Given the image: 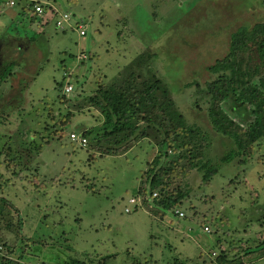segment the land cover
I'll return each mask as SVG.
<instances>
[{
	"label": "rangeland",
	"instance_id": "374dc122",
	"mask_svg": "<svg viewBox=\"0 0 264 264\" xmlns=\"http://www.w3.org/2000/svg\"><path fill=\"white\" fill-rule=\"evenodd\" d=\"M57 2L58 11L70 13L63 30L55 15L37 23L26 6L0 1V62L16 63L0 82V192L15 206L0 221L1 240L13 250L5 257L11 264L69 257L93 264H171L175 257L264 264V136L221 161L236 148L211 127L201 90L213 78L206 67L226 53L230 34L264 20V0ZM77 23L85 24L84 35ZM130 69L138 79L160 80L174 108L205 133L203 161L217 165L206 183L196 168L180 173L186 160L173 166L169 187L186 192L176 208L182 217L175 208L163 216L158 207L128 203L140 202V173L161 150L154 139L105 154L88 139L81 146L70 138L102 121L89 96ZM67 80L72 91L64 94Z\"/></svg>",
	"mask_w": 264,
	"mask_h": 264
},
{
	"label": "trees",
	"instance_id": "16d2710c",
	"mask_svg": "<svg viewBox=\"0 0 264 264\" xmlns=\"http://www.w3.org/2000/svg\"><path fill=\"white\" fill-rule=\"evenodd\" d=\"M51 1L55 6L58 3L57 0ZM17 2L15 5L26 6L28 12L29 7L34 4L29 0ZM43 6L45 11L50 8L49 4ZM30 20L37 23L42 21L37 18ZM15 64L14 60L0 62V82L12 74ZM206 70L213 75L201 87L203 100L207 105V118L211 127L222 136L230 138L236 148V151L231 149L221 158V161L228 162L237 152L244 151L247 145L264 136V20L233 31L226 53L211 62ZM123 75L124 77L115 78L103 88L97 87L88 98L99 108L102 121L87 129L78 128L76 132L86 138V144L88 139L98 147L97 151L105 154L125 151L134 139H154L153 142L161 150L141 171L135 192L140 202L135 200L130 208L136 209L140 205L155 206L163 216L165 211L175 208L177 215L176 210L179 209L176 208L180 207L179 202L186 196V192L171 191L169 178L174 171L173 166L178 161L186 160L180 173L185 175L196 168L202 172L203 183L208 182L210 176L217 172V165L208 160L203 161L200 153L206 141L205 133L198 124L187 122L183 114L174 108L159 79H138L132 69ZM223 103L229 104V112L225 110ZM168 149L174 152L172 157L169 156ZM168 157L172 159L169 160ZM12 205L0 192V221L5 220L6 216L7 219L10 217L8 209ZM10 225V222L4 224L5 229L10 230ZM1 239L0 236V263L11 264L12 261L5 256L13 250L8 247L7 241ZM261 245L263 246L261 243L250 249L254 256L261 254ZM250 250L245 249L244 253L247 254ZM218 259L225 261L226 257L221 255ZM62 264L93 262L69 257ZM133 264H139L138 259ZM171 264L186 263L175 257Z\"/></svg>",
	"mask_w": 264,
	"mask_h": 264
},
{
	"label": "built area",
	"instance_id": "2783aa9c",
	"mask_svg": "<svg viewBox=\"0 0 264 264\" xmlns=\"http://www.w3.org/2000/svg\"><path fill=\"white\" fill-rule=\"evenodd\" d=\"M31 2H34V4H32V6L29 7V18H37V19H41L42 21H44V15L47 14H51V15H55L56 16V20H55V25L57 28L63 30L66 27V24L70 18V13L68 11H63L60 12L58 11L57 7L54 5V3L50 0H29ZM6 3L10 6L15 5V0H7ZM44 4H49L50 8L45 11L44 10ZM76 28L78 29V32L80 35H84L85 31V24L84 23H77L76 24ZM72 91V85L70 84V82L67 80L63 86V92L64 94H68ZM70 138L72 141L74 142H78L79 145L84 146L86 144V138L85 137H81L79 136L78 133L72 132L70 133ZM136 199L134 198H129L128 199V203L132 204L135 202ZM129 208L126 207L125 211H128ZM177 214L179 216H182L183 213L179 210H176ZM205 230L208 229L207 226L204 227ZM203 228V229H204ZM34 264H43L41 262H36Z\"/></svg>",
	"mask_w": 264,
	"mask_h": 264
}]
</instances>
